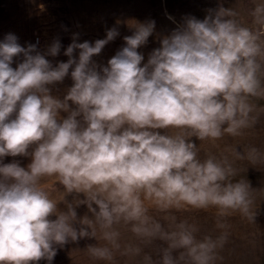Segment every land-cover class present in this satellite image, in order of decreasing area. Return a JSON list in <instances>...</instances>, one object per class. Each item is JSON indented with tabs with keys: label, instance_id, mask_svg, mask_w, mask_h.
<instances>
[{
	"label": "clouds",
	"instance_id": "clouds-1",
	"mask_svg": "<svg viewBox=\"0 0 264 264\" xmlns=\"http://www.w3.org/2000/svg\"><path fill=\"white\" fill-rule=\"evenodd\" d=\"M237 15L222 3L202 20L186 15L170 34H156L159 47L146 62L138 49L153 36L154 20L129 26L132 34L106 65L93 58L120 35L116 26L94 42H77L74 34L63 53L67 61L55 65L47 57L60 54L59 38L42 52L38 40L23 46L15 34L4 36L0 264H52L59 249L96 240L98 231L106 245L86 250L112 261L121 249L120 224L130 225L145 245H166L159 260L144 254L143 264H215L227 232L198 239L196 225L170 217L166 227L149 215L148 205L160 211L214 206L221 218L239 211L255 219L250 184L230 179L236 170L227 158L201 160L192 140L238 136L256 123L250 98L264 97V5L251 13L257 28L242 26ZM66 77L73 82L66 94L53 95ZM173 128L175 135L165 131ZM236 156L243 158L238 150ZM5 157L30 163H5ZM248 159L255 164L261 153L251 148ZM44 177L63 186L62 201L50 198L40 183ZM81 205L87 214L78 217ZM141 252L129 245L121 254Z\"/></svg>",
	"mask_w": 264,
	"mask_h": 264
},
{
	"label": "rangeland",
	"instance_id": "rangeland-1",
	"mask_svg": "<svg viewBox=\"0 0 264 264\" xmlns=\"http://www.w3.org/2000/svg\"><path fill=\"white\" fill-rule=\"evenodd\" d=\"M234 10L238 15L236 19L244 27L257 28L254 17L251 15L257 5H264V0H0V41L8 33L15 34L19 43L26 46L28 43H37L40 51H45L54 38H59L62 44L60 54L56 57H47L53 65L57 62H66L64 50L72 42L74 34H78L77 42H94L103 39L106 29L116 26L120 35L109 42L101 54L93 59L99 64H107L108 59L124 45V36L132 34L129 26L135 22L155 21V32L149 37L148 44L138 49L144 54L147 61L148 54L159 47L156 34L161 36L170 34L186 15L203 19L207 10L216 8L218 4ZM171 16L173 20L168 17ZM75 55H78V50ZM264 65V57L261 58ZM13 67L16 66L14 63ZM262 86H264V67L260 73ZM72 80L66 77L53 89V95L63 98L66 90L71 87ZM250 103L255 106L251 114L256 117L254 126L245 128L238 136L225 133L219 139L192 140L198 146L201 160L214 156L218 160L227 158L236 170L231 177L233 182L244 181L252 187L251 196L253 204L251 213L255 219H249L239 211L231 212L226 217L218 216V208L210 206L207 209H170L160 211L148 205L149 215L164 223L167 227L170 217L176 222L187 221L199 229L197 238L211 236L213 239L227 232V242L223 248L218 249L215 264H264V97H252ZM61 115L66 116V113ZM163 131V130H161ZM168 134L175 135L178 129H167ZM256 148L261 153V159L252 163L248 159V151ZM242 153L243 158L236 156V151ZM13 159L19 160L21 166L30 163L27 157H5L4 162L10 163ZM41 186L49 193L50 198L62 201L66 193L55 177H44ZM71 201L72 196L66 197ZM81 198L82 195H81ZM147 203V202H146ZM63 208V204L59 205ZM78 217L87 214V207L81 205L76 209ZM90 215V214H89ZM55 217H53L54 219ZM223 223L225 227H219ZM130 225H117L120 232L119 243L121 249L114 253L112 261L94 259L86 250L89 244L105 246L106 241L97 239H81L78 243H69L59 249L52 264H143L144 254H151L159 260L158 252L166 245L155 241L145 245L130 230ZM140 247L142 252L138 256H125L121 253L126 246ZM39 264H47L40 261Z\"/></svg>",
	"mask_w": 264,
	"mask_h": 264
}]
</instances>
